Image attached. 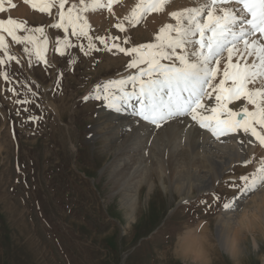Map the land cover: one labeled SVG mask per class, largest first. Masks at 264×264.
<instances>
[{
	"label": "rangeland",
	"instance_id": "1",
	"mask_svg": "<svg viewBox=\"0 0 264 264\" xmlns=\"http://www.w3.org/2000/svg\"><path fill=\"white\" fill-rule=\"evenodd\" d=\"M32 2L38 3L39 0ZM71 2L76 0H70L66 8ZM137 2L116 0L112 14L109 15L106 9L98 10L104 18L98 16L95 21H89L91 12L86 13L89 35L101 51L85 55L80 47H72L63 49L64 55H61L54 48L65 35L73 45L86 47L88 41L84 38L77 41L70 35V30L66 34L63 29L50 27L59 19L55 8L50 15L31 4H26V7L23 5L25 0H11V4L16 5L14 8L5 1L6 12L0 14V18L11 16L25 21L29 27L44 28L48 39L44 56L52 66L43 61L35 63L34 55L30 65V57L24 52L25 45L16 44L3 33L9 53L19 63L13 60L9 65H0V70H7L12 77L10 82L0 77V264H161L156 259L157 250L186 227L201 223L207 224L211 243L216 246L214 264H230L220 244L217 217L227 215L222 204L238 194L233 184L242 183L239 177L254 172L258 167V160L264 158V146L260 149L259 141L254 137L259 146L252 144L248 159L253 162H237L227 168L218 180L213 173L210 174L214 165L206 157H193L186 145L182 149L178 147L180 152L183 151L180 157L182 168L189 172L202 170L200 178L209 180L207 185H201L206 189L200 190L196 183H192L189 192L186 187L178 191L171 182L164 161L169 153L160 146V154L162 152L164 157L153 156V137L149 136L145 145L144 135L137 143L138 135L131 143L130 151L122 153V157L130 156V168L123 170L127 174L121 176L116 171L115 178L112 172V161L116 160L113 152L122 151L119 146L121 138L142 123L136 120L131 128L127 126L124 131L118 130L120 134L112 133L114 124L120 121H110L104 114L107 112L112 118L120 115L101 108V101H83L97 83L117 78L118 74L127 75L125 68L131 59L117 48L104 50V45L95 37L108 39L109 46L112 43L122 47L146 44L153 41L163 24L174 23L169 13L185 7L171 2L163 12L151 13L135 26L125 22L126 30L121 32L116 24L130 15ZM190 6L194 4L186 5ZM154 19L158 20L157 23L152 21ZM35 35L39 40L44 38L39 33ZM125 37L129 38L127 44L122 43ZM27 47L31 49L32 45ZM69 54L76 59L74 65L69 63ZM57 80L60 81L59 87ZM12 88L19 95L9 91ZM29 88L36 93L35 96L27 93L31 103H16L17 99L25 98ZM234 102L235 108L239 107L241 101ZM234 102L229 104L232 110H236ZM248 107L251 110L252 106ZM31 115L39 119H30ZM188 128L178 129L174 136L188 135ZM239 134L244 135L242 132ZM138 144H141V150H138ZM236 150H240V146ZM214 152L223 155L222 152ZM225 166L222 164L218 173ZM119 167L122 169L123 166ZM136 175L142 177L137 184L134 183ZM130 183L137 186L133 214L120 204L121 190ZM116 187L117 191L113 190ZM251 195L249 193V197ZM249 197H243L235 211ZM243 246L245 264H264V243L253 249L252 241L248 239L243 241ZM168 264L176 262L170 260Z\"/></svg>",
	"mask_w": 264,
	"mask_h": 264
},
{
	"label": "snow or ice",
	"instance_id": "2",
	"mask_svg": "<svg viewBox=\"0 0 264 264\" xmlns=\"http://www.w3.org/2000/svg\"><path fill=\"white\" fill-rule=\"evenodd\" d=\"M69 2L39 0L31 4L33 8L50 15L55 8L59 19L50 27L63 29L66 34L70 30V35L75 36L77 41L81 38L88 41L86 47L73 45L65 35L57 41L54 51L61 55H64L63 49L72 47H80L85 55L101 51L89 35L90 25L85 14L102 9L111 13L116 0H76L66 8ZM169 3L170 0H138L130 15L117 23L116 28L124 32L125 22L135 26L149 14L163 12ZM15 6L11 4V7ZM5 12L4 0H0V14ZM169 15L174 23L163 24L153 41L146 44L122 47L112 43L109 46L108 39L95 37L104 45V50L117 48L131 59L125 68L127 75L118 74L117 78L97 83L93 91L83 97V101H101L100 107L107 111L140 117L157 128L164 122L190 116L221 144L231 142L230 139L222 140V137L242 132L245 137L249 134L255 137L264 146V0H195L194 6L183 7ZM20 32L25 34L18 35ZM3 33L16 44L25 45L24 52L30 57V65L34 55L35 63L43 61L52 66L44 56L48 45L44 28L29 27L25 21L11 16L0 18V65H9L13 60L19 63L9 53ZM35 33L44 38L39 40ZM122 43H129V38L125 37ZM29 44L31 49L27 47ZM69 55V63L74 65L76 59ZM132 69L135 71H130ZM0 77L8 82L12 79L7 70H0ZM59 83L57 80V87ZM36 87L39 88V85ZM9 91L19 95L14 88ZM28 92L36 95L29 88L25 98L17 99L16 103H31L27 98ZM213 95L214 106H206L203 101L213 99ZM241 99L246 102L245 106L238 110L228 107ZM248 105L252 106L251 110ZM30 119L37 120L39 117L31 115ZM239 143L246 146L252 141L239 140ZM227 155L234 157L235 153L229 151ZM209 159L212 160V157ZM243 162L249 164L253 161L245 158ZM239 179L242 183L233 184L238 189V195L222 204L225 210L235 211L241 196L249 197V193L254 194L264 184V158L258 160L254 172L241 175Z\"/></svg>",
	"mask_w": 264,
	"mask_h": 264
},
{
	"label": "bare ground",
	"instance_id": "3",
	"mask_svg": "<svg viewBox=\"0 0 264 264\" xmlns=\"http://www.w3.org/2000/svg\"><path fill=\"white\" fill-rule=\"evenodd\" d=\"M5 1L6 0H4V3H5ZM7 1L9 2V0H7ZM171 2H175L179 6H185L186 7V5H193L195 3V0H176V1L170 0V3ZM26 4H28V6H30L29 3H26V2L23 3V5L28 7ZM178 9H181V8L179 7ZM97 11H95V12H91L90 11L92 14H89L90 16L88 15L89 19H90V20L88 19L89 21H93V20L95 21L98 18V16H99V18H104L103 14H100V11H98V12ZM106 12L109 13V15H110V12L107 9H106ZM113 12H115V11H113ZM106 17H108V15ZM115 18H116V16H115ZM110 19L111 18H109L108 20L110 21ZM168 19H169V17H168ZM152 21L157 23L158 20L154 19ZM171 23H173V22H171ZM214 101L215 100H213V99H211L209 101L205 100V101H203V103L206 106H208V107H212V106H214V104H213ZM240 101L241 102L239 104V107H237V108H235L236 107V102H234V104H233L234 108L236 110H238L241 107H243V105H245V103H246V102H243V100H240ZM105 113L106 114H104V115H106V116H104V117L109 118L110 121H112L113 119H115L116 121L117 120L120 121L118 124L116 122L114 124L113 128L111 127L112 128V130H111L112 133L113 132H117V134H120V132H118V130H120V129H123L122 131H124V130L127 129L126 128L127 126H128V128H131L134 124H136V120L139 122V118H140V117H133V116H128V115H124V114H119L120 116H116V117L112 118L111 116L109 117L107 115V112H105ZM192 121L193 120L191 119L190 116H185V117L175 118L173 120H170V122L169 121L164 122V124H162V126H160L158 129H155L157 127L155 125L147 122V121H145L147 123L146 125L141 124V126H139L140 125L139 124L138 125L139 127L132 128V131L127 133L126 135H124L123 138H121V140H120L121 142H120L119 146L122 147V148H120L122 151H117L116 152L117 154L115 152H113V158L114 157L116 158L115 161H112L113 162L112 164L114 165V167L112 168L113 177L116 178V176H115V172L116 171H118V174L121 175V176H124V175L127 174V172L124 173L123 170H125V169L129 170V168H130L129 166H130L131 162L129 163L128 159H130V156L129 155H127V156L123 155V156H126V157H122V153H123V151H124V153H126L127 151H130L129 149L131 147V143L134 140H136L135 137H138V135H139V137H138L137 143L139 142L140 137L142 135H144L145 139H146L145 140V145L149 141V136L153 137L152 143H154V145H155V146L151 145V148H154V151L152 152L153 156L157 157L158 155H160L161 158H162V156H163L162 152L160 154V151H159L160 146L166 152L169 153L168 157H166V158L164 156L163 157H164L165 163L168 166L167 169L169 170L170 180H171V182H173L175 184V187H176V189L178 191H181V190L184 189V187H186L188 189V191L190 192L192 183H196L198 189H200V190L201 189H206L204 186H201V185H207L209 183L208 179L200 178V176H201L200 174H201L202 170L199 171L198 169H194L193 171L191 170L192 172H189V171H186L188 169L184 170V168H182L180 157L182 156L181 153L183 151L180 152V149H182V147L184 145H186L188 147V150L192 152V156L193 157H195V156L206 157L205 159L209 160V162L214 165V167L212 168L214 170L212 172L210 171V174L213 173L214 174L213 175L214 178L217 179V180L224 173V171H226L227 168L235 165L237 162H242L245 158L246 159L249 158V155H250V153H251V151L253 149L252 144H256V145L259 146V144L257 143L258 141L255 142L256 138L254 139V137H252L251 135H248L247 137H245L244 135H241L239 133H233L232 135H230V137H222L221 138L222 140L230 139L231 142L227 143V144H221V143L217 142L214 137L211 136V133L209 131L207 132L205 129H202L200 127H197L198 129H196L194 127V125L189 124V123L193 124L195 122V121H193V122ZM117 126H118V129H117ZM186 127H189L188 128V130H189L188 131V135L184 134L185 135L184 136L183 133H182L183 136L182 135H178L176 137L174 136V134L178 131V129L182 130V129H185ZM172 131H173V133H172ZM155 137H157V138H155ZM232 137H235V138L233 139ZM113 139H114V137H113ZM183 139H184V141H183ZM239 140H251L252 143L251 144H247L245 146V145H241L239 143ZM109 141H111V139ZM176 141L178 142L177 144H176ZM140 145L141 144L137 145L138 150H141V149H139ZM172 145H175V148ZM209 146H210V148H209ZM239 146H240V150H236L237 148H239ZM178 147H181V148L179 149ZM210 149H219L218 152H222L223 155L219 156L218 154H216L214 151H211ZM260 149H262V146H261ZM229 151L234 152L235 156L234 157L228 156L227 153ZM139 153H141V152L139 151ZM148 153H149V151H148ZM194 153H195V156H194ZM152 154L150 155L151 158H152ZM150 156L148 157L149 159H150ZM139 157H141V156H139ZM209 157H212V160H210ZM151 162H152V160H151ZM222 164H224L226 166L224 167V170L221 173H218V172H220L222 170ZM120 165L123 166L122 169L119 167ZM203 172H205V171H203ZM208 175H209V173H208ZM136 177H137V179H134V183L137 184L141 180L142 177L139 176V175H136ZM113 182H116V180H113ZM134 183L132 185L130 183V185L127 188H123V190H121V197H120V204L123 207L128 208L130 214H133L132 211H134V203H135V200H136V194H135V192H136L135 186L136 185L133 186ZM120 184H122V183H120ZM115 189L117 191L118 188L116 187L113 190H115ZM237 195L238 194H236L235 196H237ZM242 198H243V196H241L240 199L237 200V203H236L237 207L241 204ZM236 206H235V208H237ZM224 213L229 215L232 212L230 210H225L224 209ZM130 220H132V219H130ZM216 228L219 231H221V226H220V223L218 222V220H217V223H216ZM221 240H222V238H220V244H222Z\"/></svg>",
	"mask_w": 264,
	"mask_h": 264
},
{
	"label": "clouds",
	"instance_id": "4",
	"mask_svg": "<svg viewBox=\"0 0 264 264\" xmlns=\"http://www.w3.org/2000/svg\"><path fill=\"white\" fill-rule=\"evenodd\" d=\"M221 226L223 254L230 264H245L243 241L251 239L253 249L264 243V184L244 201L238 211L217 217ZM216 246L211 243L208 226L201 223L178 232L162 249L156 259L161 264H214Z\"/></svg>",
	"mask_w": 264,
	"mask_h": 264
}]
</instances>
